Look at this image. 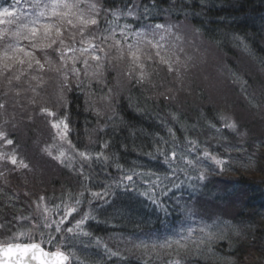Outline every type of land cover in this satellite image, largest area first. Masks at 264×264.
I'll use <instances>...</instances> for the list:
<instances>
[{"label": "snow or ice", "instance_id": "snow-or-ice-1", "mask_svg": "<svg viewBox=\"0 0 264 264\" xmlns=\"http://www.w3.org/2000/svg\"><path fill=\"white\" fill-rule=\"evenodd\" d=\"M24 2L31 11L22 9L21 0H12V3L3 0L8 6H0V147L12 149L0 151V178L3 185H7L6 172L18 174L16 178H23L22 187L27 186V174L32 172V167L18 154L17 141L10 137L23 131V127L40 121L52 143H46L39 151L75 172L78 190L62 186L59 195L55 191L51 195L40 194L30 205H34L33 213L14 216L13 221L20 227L11 236L5 233L7 238L0 242V264H25V258L38 260L40 264H70L73 254L62 250L61 245L80 237L91 240L93 233L85 230L87 223H108V219H99L105 206L113 207L122 198L132 201L142 197L167 213L161 197H167L173 189L179 191L182 186L192 193L206 187L200 182L208 180L210 167L224 171L231 163L227 154L247 152L243 147L248 136L242 130L244 126L222 112H216L209 119L201 111L195 121H190L181 112L169 111L167 118L159 121L166 130V137L135 129L120 117L117 109L122 98H127L129 106H134L136 112L147 111L139 101L133 105L130 95L133 88H140L143 96L171 79L181 86L177 91L184 90L185 78L196 66V57L186 50L191 45L186 40V33L181 32L182 26L169 19L173 11L182 10L177 9V0H170L168 9L158 8L157 0H148V3L123 0V7L109 6L108 0ZM152 17H161L164 22H152ZM199 32L198 28L192 29L194 36ZM233 39L240 42L244 51L254 55L245 38L234 36ZM246 83H241L242 89ZM73 93H79L78 99H82L85 113L94 114L97 121L101 118L105 121L97 128L85 126L83 138L87 143H82L83 150L77 148L72 139L70 96ZM155 96L169 102L177 100L172 87L157 91ZM152 98L145 96V105ZM252 106L259 107L258 104ZM172 125H177L178 129ZM105 129L112 132L128 130L133 141L140 136L150 137L151 151H144L143 144L134 146L133 150L162 161L167 171L160 173L146 169L137 161L131 165L122 164L119 154L110 151L112 145L108 139L94 138L101 132L107 135ZM177 130L182 136L177 135ZM206 131L215 134L217 144L228 141V136L236 143L229 142L223 148L224 155L213 152L207 141L214 137L208 135L206 140L200 139ZM35 143L39 144V141ZM261 145L264 140L252 147L259 150ZM121 147L127 149L128 145ZM248 159L251 160L250 154ZM206 162L210 164L205 166ZM97 167L100 173L107 172L108 176L99 190H93L99 181ZM110 168H115L114 175L109 172ZM181 175L183 180H180ZM23 195L31 200L34 193L25 191ZM19 198L15 194L7 196L0 185V203L14 207ZM123 214L121 208H116L113 213L114 216ZM195 215L193 209H185L184 219L191 223L181 226L174 236L151 246L138 237L134 239L123 234L109 237L117 241V251L100 238L94 243L97 247L102 246L110 256L120 255L119 245L124 244L130 246L129 251H139L141 256L152 254L158 258L164 254L166 264H185L186 257L204 255L212 251L211 246L216 241L225 238L222 233L213 231L215 221L208 223L201 217L199 224L192 226L196 224ZM24 225H28V231L20 230ZM5 228L6 225L0 223V230ZM36 233L46 236L47 242L56 250L45 251L37 243L15 242L17 235L31 241ZM92 264L100 262L92 261Z\"/></svg>", "mask_w": 264, "mask_h": 264}, {"label": "trees", "instance_id": "trees-1", "mask_svg": "<svg viewBox=\"0 0 264 264\" xmlns=\"http://www.w3.org/2000/svg\"><path fill=\"white\" fill-rule=\"evenodd\" d=\"M8 3H12V0H8ZM144 3H148V0H144ZM108 5L124 6L123 0H108ZM0 6L7 7L8 4L0 0ZM169 6L170 0H157L158 8L168 9ZM21 7L31 11L24 0H21ZM176 7L182 10L173 11L169 17L170 22L182 26L181 32L186 33V40L191 45L186 50L196 57V66L185 78L184 90L177 91L181 86L174 84L171 79L164 86L149 90L143 96L140 88H133L130 93L133 105L139 101L147 111L136 112L134 106H129L127 98L120 99L117 110L120 117L135 129H145L165 137L166 130L159 121L160 118H167L169 111L181 112L190 121H195L201 111L209 119L216 112H222L244 126L242 130L246 131L248 136L243 147L247 152L227 154L226 158L230 157L231 163L224 171H219L214 166L210 167L208 180L200 182L202 185L206 184V187H200L194 193L188 189L185 193L188 195L191 209L196 213V219L203 217L207 222L227 221L242 229L241 235L234 237L235 246L228 252L230 257L235 258L234 264H264V145H261L259 150L252 147L254 143L264 140V64H261V60H264V0H203V3L201 0H177ZM151 20L164 22L161 17H152ZM193 28L200 29L195 36L192 34ZM234 36L245 38V43L254 55L244 51L240 42L233 39ZM234 80L239 82L233 83ZM245 81L247 83L242 89L241 83ZM167 87L174 89L176 101L169 102L163 97L156 98L155 93L164 91ZM145 96L153 97L147 100L146 105ZM78 97L79 93L70 96L74 129L72 139L77 148L83 150L82 143H87V139L83 138L85 126L97 128L98 124L102 125L105 121L103 118L97 121L94 114L85 113L82 99ZM253 104H258L259 107H253ZM11 113L10 108L9 115ZM172 126L178 129L177 125ZM105 132L107 135L101 132L94 138L98 136L100 139H108L112 145L110 151L119 154L122 164L131 165L133 161H137L146 169H150L148 166L153 162L159 167V171L162 169L164 165L162 161L154 162L149 157L141 155L139 150H133L134 146L143 144L144 151H151L150 137L140 136L133 141L128 130L112 132L111 129H105ZM177 135L182 136L179 130ZM208 135L214 137L207 141L209 149L222 155L223 148L229 142L236 143L233 137L228 136V141L217 144L215 134L207 131L200 139L206 140ZM10 138L17 141L18 154L30 164L32 172L27 174L28 184L24 187L23 178H16L18 174L8 175L6 172L9 181L7 185H3V179L0 178V185L4 187L7 196L15 194L20 197L14 202V207H6L0 203V223L6 225L5 229L0 230V242L20 227L13 221L14 216H27L33 213L34 205H30L36 196L44 193L51 195L53 191L59 195L62 186L78 190V184L74 179L76 173L62 167L58 162L51 161L39 151L46 143H52L43 131V124L40 121L23 127V131ZM36 141H39V144L35 143ZM122 144H127V149L121 147ZM11 150V147H0V151ZM209 164L210 162H206L205 166ZM96 171L99 173V181L93 190H99L108 176L107 172L100 173L98 167ZM109 172L114 175L116 170L110 168ZM180 178L183 180V175ZM25 191L34 193L31 200L23 195ZM126 202L128 200L122 198L118 199L113 207L105 206L104 211L99 213V219L101 221L108 219V223L95 221L87 223L85 230L93 233L91 240L80 237L61 245V249L64 248L73 254L75 264H78L79 256L85 264H92V261H99L100 264H145L146 261L149 264H166L167 257L160 260L156 257L147 259L146 256H141L139 251H129L130 246L124 244L119 245L120 255L110 256L102 246L97 247L94 243L96 238H100L109 248L117 251V241L109 239L113 234L131 235L134 239L138 237L140 240L164 234V222L167 221V217L162 215L153 227L143 228L120 220L118 215L114 216V210L124 207ZM20 230L28 231V225H24ZM18 240L29 241L27 237L17 235L16 241ZM35 240L40 241L45 247L55 249L47 242L46 236L42 237L36 233L31 241ZM217 247L220 249V245ZM192 261L194 262L192 264H224L200 258Z\"/></svg>", "mask_w": 264, "mask_h": 264}, {"label": "rangeland", "instance_id": "rangeland-1", "mask_svg": "<svg viewBox=\"0 0 264 264\" xmlns=\"http://www.w3.org/2000/svg\"><path fill=\"white\" fill-rule=\"evenodd\" d=\"M150 165L151 166H148L150 167V169L160 173H164L167 170L166 165H165L166 168L164 165H162L163 167L160 171L158 169L159 167H157V165L155 166L153 162ZM143 187L144 186L141 185V189H143ZM186 190H188V188L186 186H182V188L179 191L175 189L172 190V192L175 193V196H173L172 192H170L167 197H161V201L167 208V213L161 211L159 208H157L155 205H153L150 201L146 200L145 198L136 197L134 200L126 202L125 203L126 205L121 208L123 209L124 214L122 216L118 215L119 219L120 220L123 219L125 222L129 223L130 225H134L135 227L139 225L140 228H143V227H153L158 222L160 215H162L163 217H167V221L164 222L165 229H164V234L162 236L158 235L155 236L154 238L148 237L142 239L149 246H151L154 243L163 242L164 238L174 236V233L179 228H181V226L186 227L188 226V224L191 223L190 221H186L184 219L185 209L191 208V205H189V200L187 199L188 195L187 193H185ZM176 200H179V203H176ZM195 221L196 224L192 225L194 227L197 224H199L200 219H195ZM215 222L216 223H215V227L213 228V231L222 233L225 236V238L216 241L211 246L212 251L206 252L204 255H191L186 257L185 264H192L194 263L192 260H196V259L198 260L199 258L207 261L209 260L216 261L218 263L221 262L224 264H234L236 260L235 258H233V256L230 257L228 255V252H230L231 249H233V247L235 246L234 237L241 235L242 229L237 228L231 222H227V221H215ZM208 223H212V222H208ZM218 245H220V249H218L217 247ZM145 256L147 257V259H149L150 257L155 258V256H153L152 254H148ZM166 257H167L166 255L161 254L158 257V259L160 260ZM74 258L75 257H73V260L70 264H75ZM82 262H84V260L81 259L79 256L78 264H82Z\"/></svg>", "mask_w": 264, "mask_h": 264}, {"label": "water", "instance_id": "water-1", "mask_svg": "<svg viewBox=\"0 0 264 264\" xmlns=\"http://www.w3.org/2000/svg\"><path fill=\"white\" fill-rule=\"evenodd\" d=\"M36 243L39 244L38 242H36ZM44 250L49 251L48 249L46 250L45 248H44ZM37 255H39V253H37ZM25 264H40V262L38 260H30L28 258H25Z\"/></svg>", "mask_w": 264, "mask_h": 264}]
</instances>
